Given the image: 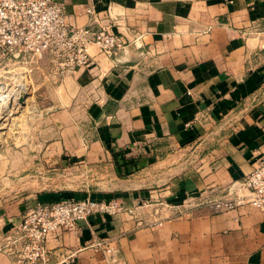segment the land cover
Masks as SVG:
<instances>
[{"label":"crops","instance_id":"crops-1","mask_svg":"<svg viewBox=\"0 0 264 264\" xmlns=\"http://www.w3.org/2000/svg\"><path fill=\"white\" fill-rule=\"evenodd\" d=\"M58 1L73 27L92 21V7L124 43L111 56L93 48L89 65L63 78L62 96L54 103L49 94L40 110L63 120L46 127L57 134L46 151L90 166L103 188L38 196L87 191L126 209L59 232L52 256L73 258L63 264H264V211L179 213L187 195L223 197L264 151V0ZM43 76L53 87L36 73V105ZM19 204L0 208V242L22 219ZM141 218L161 222L140 226ZM97 238L118 248L115 262ZM0 264H13L1 250Z\"/></svg>","mask_w":264,"mask_h":264},{"label":"built area","instance_id":"built-area-1","mask_svg":"<svg viewBox=\"0 0 264 264\" xmlns=\"http://www.w3.org/2000/svg\"><path fill=\"white\" fill-rule=\"evenodd\" d=\"M86 13L93 18L92 21L85 26L73 27L67 21L66 7L61 1L0 0V88L1 92L7 91L1 96L2 102L18 101L22 88L26 86L29 88L28 104L32 98L30 95L33 96L36 90L38 71L44 72L48 82L63 79L89 65L93 48L111 56L123 45V39L112 31L111 24H101L99 12L89 7ZM10 65L14 67L7 70ZM6 73L12 75L8 77ZM5 79H9L8 83ZM188 197L183 203L186 209L180 210V215L200 205H209L214 212L231 211L246 204L264 211V151L256 157L252 170L244 178L226 188L223 197ZM125 209V205L116 199L98 200L90 196L40 201L5 234L0 250L13 264L67 263L73 261L71 256H52L49 248L52 237L62 231L77 232L80 222L94 215H116ZM160 222L161 219L149 221L141 218L138 225L150 226ZM94 246L111 262L117 260L118 248L110 241L97 238Z\"/></svg>","mask_w":264,"mask_h":264},{"label":"rangeland","instance_id":"rangeland-1","mask_svg":"<svg viewBox=\"0 0 264 264\" xmlns=\"http://www.w3.org/2000/svg\"><path fill=\"white\" fill-rule=\"evenodd\" d=\"M13 67L10 65L6 69ZM5 75L10 77L12 74ZM62 80H53L51 88L43 84L44 76L43 80L39 78L38 105L30 95L33 99L30 98L25 106L15 100L5 109L6 102L1 101V96L7 91L1 92L0 88V208L19 202L20 207L25 205L23 216L33 205L43 201L39 198V194L56 191L84 192L87 189L93 192L103 188L99 183L100 180L95 178L93 168L80 167L72 157L71 159L61 157L56 149L47 152L42 145L57 137L55 131L46 135L44 132L46 127L51 125L60 127L63 123L61 117L44 115L40 111L43 108L42 103L49 94L52 93L54 99L51 100L54 103L57 102L55 97L62 96ZM5 81L8 83L9 79ZM61 107V104L55 107L53 113L61 110ZM10 109L12 113L9 112ZM83 196L94 198L87 191L82 198ZM188 196L185 199H188ZM66 198L82 199L70 195L62 199Z\"/></svg>","mask_w":264,"mask_h":264},{"label":"water","instance_id":"water-1","mask_svg":"<svg viewBox=\"0 0 264 264\" xmlns=\"http://www.w3.org/2000/svg\"><path fill=\"white\" fill-rule=\"evenodd\" d=\"M28 95H29V88L25 86V87L22 88L21 94H20V97H19V100H18V102L22 106H25V104H26V98L28 97Z\"/></svg>","mask_w":264,"mask_h":264},{"label":"bare ground","instance_id":"bare-ground-1","mask_svg":"<svg viewBox=\"0 0 264 264\" xmlns=\"http://www.w3.org/2000/svg\"><path fill=\"white\" fill-rule=\"evenodd\" d=\"M8 104H9V102H6V104H4V105H5V106H4L5 109H7V108L9 107ZM10 111H11V110H9V112H10Z\"/></svg>","mask_w":264,"mask_h":264}]
</instances>
